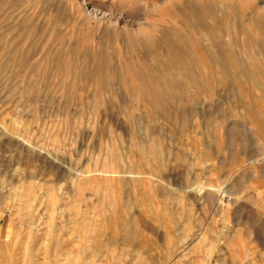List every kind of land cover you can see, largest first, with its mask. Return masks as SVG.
Instances as JSON below:
<instances>
[{"label":"rangeland","instance_id":"obj_1","mask_svg":"<svg viewBox=\"0 0 264 264\" xmlns=\"http://www.w3.org/2000/svg\"><path fill=\"white\" fill-rule=\"evenodd\" d=\"M83 2L127 19L100 25ZM256 13L264 0H0V264H264ZM150 34L185 43L188 75L161 76L165 48L136 46Z\"/></svg>","mask_w":264,"mask_h":264},{"label":"bare ground","instance_id":"obj_2","mask_svg":"<svg viewBox=\"0 0 264 264\" xmlns=\"http://www.w3.org/2000/svg\"><path fill=\"white\" fill-rule=\"evenodd\" d=\"M80 6L83 9V11L86 13V15L89 17L88 19L94 20V21H96V23H99L100 25H102V23L104 21H110L111 23L115 22L116 24H119L120 22L127 19L122 14L120 16H117L115 18V21H113V16L110 17L107 14L98 12L96 7L92 8V5H89L86 2H83ZM180 13L183 14L185 17H188L190 19L193 18L194 20L202 17V15H203L201 13V11L198 10L195 7V5L192 4L191 2H188V4L185 6V9L182 11L180 10ZM256 14H258V13H256ZM254 18H255L256 24L260 27L259 29H261V28L264 29V14H258ZM127 33H128V31H127ZM161 42H158L150 34L146 38L139 39L136 43V46L144 47V48H148V49H152L154 47H157L158 49H160L161 47L165 48V53H164L163 57L160 59V61L157 63V66L155 67V69L158 70L159 73L162 74L161 76H165V74H172V72H177L180 75L181 74L182 75L187 74L186 72H183L184 71L183 68L180 67V64H182L183 61H186L187 55H189V53L186 52V50H185V43L184 42L178 43V42H175L174 40L167 39V38L163 40L162 44H161ZM231 56H230V58H231ZM229 61L232 63L233 60L232 61L229 60ZM233 62H235V61H233ZM232 64L234 66H237L236 65L237 63H232ZM238 67L239 66H237V68ZM238 69H239L240 75H244L246 73V71H248V67H246L245 65H241ZM173 74H175V73H173ZM189 76H191V74ZM259 76H260L259 74L256 76V73H255V74H252L251 78L256 81L257 80L256 78H258ZM159 80H161V79H160V76H158V75H153V76L152 75H150V76L146 75L143 77L141 84L147 85V84H149V82H157ZM173 81H175L174 78H173ZM154 98L156 100H158V96H155Z\"/></svg>","mask_w":264,"mask_h":264}]
</instances>
